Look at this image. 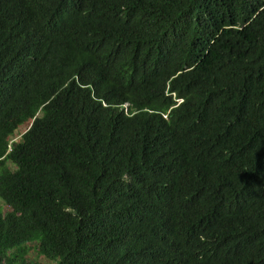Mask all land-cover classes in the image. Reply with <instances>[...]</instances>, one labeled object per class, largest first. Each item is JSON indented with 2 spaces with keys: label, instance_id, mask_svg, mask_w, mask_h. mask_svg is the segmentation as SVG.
<instances>
[{
  "label": "trees",
  "instance_id": "trees-1",
  "mask_svg": "<svg viewBox=\"0 0 264 264\" xmlns=\"http://www.w3.org/2000/svg\"><path fill=\"white\" fill-rule=\"evenodd\" d=\"M0 264H264V0H0Z\"/></svg>",
  "mask_w": 264,
  "mask_h": 264
},
{
  "label": "rangeland",
  "instance_id": "rangeland-1",
  "mask_svg": "<svg viewBox=\"0 0 264 264\" xmlns=\"http://www.w3.org/2000/svg\"><path fill=\"white\" fill-rule=\"evenodd\" d=\"M16 138H18V133H17L16 136H15V139H16Z\"/></svg>",
  "mask_w": 264,
  "mask_h": 264
}]
</instances>
